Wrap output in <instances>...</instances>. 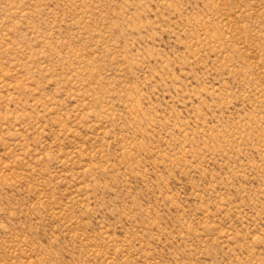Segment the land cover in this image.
I'll return each instance as SVG.
<instances>
[{"label": "rangeland", "instance_id": "obj_1", "mask_svg": "<svg viewBox=\"0 0 264 264\" xmlns=\"http://www.w3.org/2000/svg\"><path fill=\"white\" fill-rule=\"evenodd\" d=\"M0 264H264V0H0Z\"/></svg>", "mask_w": 264, "mask_h": 264}]
</instances>
